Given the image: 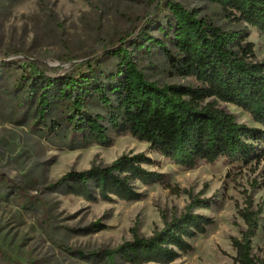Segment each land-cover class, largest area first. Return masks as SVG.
Wrapping results in <instances>:
<instances>
[{"label": "trees", "instance_id": "1", "mask_svg": "<svg viewBox=\"0 0 264 264\" xmlns=\"http://www.w3.org/2000/svg\"><path fill=\"white\" fill-rule=\"evenodd\" d=\"M207 1L264 34V0ZM151 4L152 10L140 23L117 34L101 55L75 63L65 72L53 73L43 61L26 56L9 59L19 51L0 50V118L70 149L108 146L111 130H126L177 166L193 168L200 161L214 164L224 158L259 167L264 161V60L257 59L248 33L224 29L177 0ZM159 60L173 74L193 76L199 85L151 80L144 68ZM218 101L239 107L259 126L239 122ZM153 163L143 152L124 153L107 164L72 169L48 189L86 201H137L143 195L138 183L165 182L164 173L146 167ZM8 182L0 177V187ZM18 188L23 207H35L24 188ZM183 191L190 196L184 211L165 219L151 235L140 234L137 222L130 230L132 239L114 248L85 251L58 245L92 263L177 264L182 254L193 249L190 240L206 233L213 221L194 212L195 206L209 208L211 201ZM35 199L41 208V226L51 240L59 241L53 236L51 206L38 194ZM238 213L244 228L231 238L234 263L264 264V252L262 257L253 253L263 204L254 203L249 194ZM0 263L8 264L1 256Z\"/></svg>", "mask_w": 264, "mask_h": 264}, {"label": "rangeland", "instance_id": "2", "mask_svg": "<svg viewBox=\"0 0 264 264\" xmlns=\"http://www.w3.org/2000/svg\"><path fill=\"white\" fill-rule=\"evenodd\" d=\"M156 1L0 0V50L19 51L9 59L26 56L43 61L53 73L65 72L75 63L101 55L104 46L117 34L136 27ZM177 1L224 29L245 30L248 41L255 45L257 59L264 60V34L255 27L229 18L220 5L207 0ZM151 64L144 71L159 84L199 85L193 76L173 74L161 60ZM217 104L233 113L239 122L259 126L239 107L223 101ZM111 139L108 146L88 144L70 149L0 118V177L9 181L0 187L2 259L8 264H103L73 256L58 244L85 251L114 248L132 239L130 230L137 222L140 234L151 235L164 226L165 219L184 211L190 202L184 189L211 201L209 208L195 206L194 212L213 221L206 233L190 240L193 249L182 254L177 264H235L231 238L239 236L244 228L238 209L245 206L249 194L254 203L263 204L259 229L253 238V253L263 256L264 161L256 167L255 163H230L221 158L214 164L200 161L193 168H185L174 165L149 143L126 130H111ZM140 152L154 160L146 166L148 169L165 174L164 183L137 184V190L143 194L140 200L86 201L48 189L51 182L72 169L85 170L94 162L107 164L124 153ZM255 182L258 184L254 185ZM19 186L35 207H23ZM37 194L51 206L57 242L41 226Z\"/></svg>", "mask_w": 264, "mask_h": 264}]
</instances>
